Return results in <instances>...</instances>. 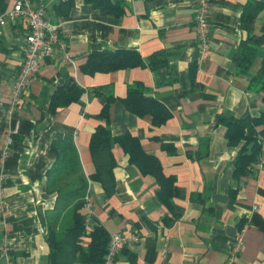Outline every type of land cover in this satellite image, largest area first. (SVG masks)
I'll list each match as a JSON object with an SVG mask.
<instances>
[{
  "label": "crops",
  "instance_id": "1",
  "mask_svg": "<svg viewBox=\"0 0 264 264\" xmlns=\"http://www.w3.org/2000/svg\"><path fill=\"white\" fill-rule=\"evenodd\" d=\"M250 1L258 0H212L210 53L202 58L194 22L199 0H98L108 8L72 0L67 10L58 8L62 0H32L61 24L67 47L56 45L43 57L24 105L8 117L29 26L22 17L0 23V264L9 259L50 264L48 212L58 193L50 189L48 172L58 158L53 143L68 135L89 180L92 203L83 208L88 231L101 225L110 235H140L126 243L115 264H264V167L235 174L234 159L245 139L230 138L222 121V116H257L264 110V92L250 86L264 60V42L250 68L243 70L235 57L248 37L242 18ZM263 25L264 8L256 14L255 31ZM119 48L138 52L144 63L83 69L92 52ZM150 59L165 65L152 68ZM137 85L170 110L165 121L155 123L151 113L126 107L123 98ZM73 86L82 88L79 96L52 107L56 89L64 87L68 94ZM16 124L18 131L12 132ZM100 124L114 135L134 134L140 149L155 156L159 171L174 181L173 193L117 141L115 192L109 195L91 177L90 141ZM262 128L247 127L245 133L264 139ZM239 234L244 245L231 259Z\"/></svg>",
  "mask_w": 264,
  "mask_h": 264
},
{
  "label": "trees",
  "instance_id": "2",
  "mask_svg": "<svg viewBox=\"0 0 264 264\" xmlns=\"http://www.w3.org/2000/svg\"><path fill=\"white\" fill-rule=\"evenodd\" d=\"M88 1L109 7L98 0ZM71 3L72 0H62L58 8L67 10ZM7 5L8 0H0V13L7 8ZM263 8L264 0H258L255 4L250 1L249 6L243 12L242 25L248 29V37L242 42L240 53L238 52L235 56L237 64L243 70L250 68L256 55L257 46L264 42V25L261 27L260 33L255 31L254 26L256 14ZM143 63L144 60L138 52L119 48L92 52L82 67L90 72L109 71ZM162 63L160 64V61L154 59L149 61L152 68L165 65V62ZM250 86L264 92V60L258 72L252 75ZM81 90L82 88L73 86L66 94L64 87H58L52 96V107L77 98ZM123 102L129 110L136 114L151 113L155 123H162L171 114L162 101L148 93L147 89L140 85L130 87ZM107 113L108 103L104 108V114ZM222 121L228 126L230 138L244 137L245 139V144L234 159L235 174L240 176L250 173L257 165L262 150V139L247 135L245 130L247 127L261 125L264 132V110L257 116L249 113L239 117L222 116ZM117 141L130 153L131 160L140 165L143 171H150L157 176L162 189L167 190L170 195L173 193L174 181L164 177L159 171L160 164L155 156L140 149L139 141L134 134L127 132L123 135H114L107 124H100L93 132L90 141L95 164V171L91 177L99 180L109 195L115 192L114 167L117 162L113 145ZM52 147L58 158L48 172L49 186L58 194L55 207L48 212L50 224L48 261L50 264H78L80 262L82 264H103L111 235L101 225L94 226L90 231L87 229V213L83 208L87 205L90 195L89 180L82 172V165L73 137L68 135L63 140L55 141ZM161 194L163 195L165 192L162 191ZM87 237L89 240L86 243Z\"/></svg>",
  "mask_w": 264,
  "mask_h": 264
},
{
  "label": "built area",
  "instance_id": "3",
  "mask_svg": "<svg viewBox=\"0 0 264 264\" xmlns=\"http://www.w3.org/2000/svg\"><path fill=\"white\" fill-rule=\"evenodd\" d=\"M212 0H199L194 13V22L197 32L198 47L202 58H206L210 53V11ZM22 17L27 21L29 32L26 40L21 46L23 63L12 83V99L6 110V116L15 114L17 108L25 103L24 96L27 93L32 79L40 69L42 59L46 54H51L56 45L66 49L67 43L61 38V24L54 23L46 16V6H35L32 0H14L13 5L7 7L0 13V23L6 20H13ZM18 131V124L12 132ZM257 167H264V139H262V150L257 160ZM4 179V173H0V186ZM3 200V199H2ZM0 200V201H2ZM92 197L88 196L87 205H91ZM140 235L132 233L125 235L122 232H114L108 244L106 258L103 264H115L119 252L125 247L129 240L138 241ZM244 237L239 234L230 247L231 259L243 248ZM4 253L8 251L3 248ZM231 261L227 264H230ZM9 264L13 261L9 259Z\"/></svg>",
  "mask_w": 264,
  "mask_h": 264
}]
</instances>
